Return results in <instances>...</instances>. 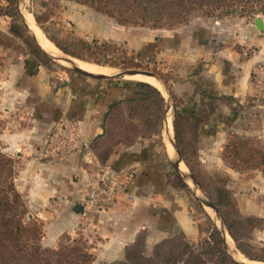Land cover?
Segmentation results:
<instances>
[{
	"label": "rangeland",
	"instance_id": "1",
	"mask_svg": "<svg viewBox=\"0 0 264 264\" xmlns=\"http://www.w3.org/2000/svg\"><path fill=\"white\" fill-rule=\"evenodd\" d=\"M16 2L18 4V0ZM7 7L8 3L0 0V117L4 121L0 144L4 152L14 159L17 171L25 158L37 152L41 158L60 157L65 155L71 144L81 149L88 148L89 156L104 164L123 146L136 143L145 145L146 142L152 141L159 160L165 166L167 185L184 191L189 200V215L196 225L197 237L191 240L181 231L175 230L157 243L147 246L146 233L142 231L136 239L133 251L151 257L163 241L166 243L161 250L165 251L180 241L197 243L206 237L212 223L219 226L216 214L203 200L207 199L215 205L225 229L227 230V227L222 215H225L229 222H235L234 231L243 249L256 257L255 261L264 264V223H260L263 224L262 227H257L259 222L253 218H264V30L258 34L254 25V19H264V13L218 16V11L208 14L196 9L181 22L162 20L155 25L152 22L145 25H121L113 17L73 0L19 1L18 11L22 24L24 25L21 11L23 16L27 11L33 18L34 14H37L41 18L44 31L35 18L34 20L45 36L48 35L64 47H71L77 38L113 45L99 54L104 61L97 63L90 58L81 59L64 53L54 43L61 57L55 58L56 56L44 53L26 26L25 30L20 29L23 36L13 35L10 25L14 12ZM202 20L209 24L213 21L221 23L217 25V28H221L220 33L224 34L221 45L229 42L239 61L253 59L250 77L253 91L250 94L242 98L203 94V91L198 89L203 87L198 81L188 86L185 82L175 81L176 76L173 78L171 74L175 71L177 77H181L178 72L181 69L202 71L203 65L201 67L199 62L186 64L184 67H170L164 63L165 59L156 56L153 50L145 47L132 49L125 42L106 37L122 31L121 26L129 29H153V33L155 31L159 35L168 29L180 28L189 23L195 22L197 25ZM26 56L40 66L42 77L31 80L27 78L26 82L16 83V69L20 65L18 61ZM63 58L106 68L110 71L108 73L113 75L127 68L152 71L165 83L169 91V94H166L164 90H158L164 97L165 106L161 105L152 88L136 84L143 82L141 80L125 75L104 78L86 76L75 72L71 64ZM35 81L45 84V93L39 94L41 90L39 92L34 87L27 90L22 88L24 83L36 86ZM149 85L156 87L151 83ZM80 87H92L108 94L107 108L102 115V133L91 140L84 137L79 122L65 110L75 90ZM78 92L77 95L81 97L83 88ZM57 100L59 102L56 103ZM175 112L178 114L176 136L173 126ZM166 113L170 117L167 123L164 122ZM169 126L177 155H170L167 151ZM16 136L19 138L16 139ZM23 139L34 144L30 153L24 154L21 150H15V145H24ZM18 153H21L24 159L18 156ZM251 155L253 158H250ZM176 157L183 161L186 173L194 177L196 184L190 179L185 180L175 168L174 162L178 161ZM245 157L250 158L248 163L243 162ZM92 172L90 179L96 181L94 167L91 168ZM225 190L231 194L237 214L225 205L217 206V199L221 192L222 195L225 194ZM20 193L25 201L27 217L35 216L43 223L37 211L29 208L24 193ZM52 198L51 203L54 205L57 197ZM52 205H48V208L54 213ZM55 205L59 207V204ZM246 217L253 219L244 220ZM227 234L232 241L231 248L227 245L233 253L230 252L231 257L235 256L242 261L251 260L236 247L228 230ZM62 235L58 237L57 243ZM68 235L74 239L83 237L78 230ZM85 241L87 245H92L86 239ZM42 244L45 247L56 246H49L44 242ZM115 261L94 260L92 264H112Z\"/></svg>",
	"mask_w": 264,
	"mask_h": 264
},
{
	"label": "crops",
	"instance_id": "2",
	"mask_svg": "<svg viewBox=\"0 0 264 264\" xmlns=\"http://www.w3.org/2000/svg\"><path fill=\"white\" fill-rule=\"evenodd\" d=\"M257 19L259 24L256 23ZM220 24L219 21L209 24L202 20L197 25L195 22L189 23L159 35L155 31L153 33V29L121 26L122 31L106 37L125 42L132 49L145 47L153 50L170 67H184L199 62L203 69L198 74L181 69L178 70L181 77H177L174 69L170 68L174 71L171 73L173 78L176 76L174 80L190 86L200 76L211 81L219 95L242 98L253 91L250 77L254 61L251 58L239 61L229 42L221 45L224 34L220 33V27L217 28ZM254 25L258 34H261L264 19L255 18ZM18 62L16 83L26 82L27 78L41 79L42 71L35 61L26 56ZM35 82L36 86L24 83L22 88L27 90L34 87L39 92L41 90L39 94L45 93V84L42 81ZM80 88L84 90L81 97L77 95ZM80 88L75 90L65 110L79 122L84 137L91 140L102 133V115L107 108L108 94L92 87ZM23 143L15 145V150L30 153L34 144L25 139ZM146 143L123 146L104 163L114 172L131 171L132 180L126 188L117 191L111 206L88 213H83V208L80 212L74 209L75 204L81 203L95 184L91 180V168L93 161H99L89 156L88 148L81 149L71 144L65 155L60 157L41 158L37 152L25 158L15 186L24 193L29 208H34L43 219L41 242L53 246L61 234H72L78 230L87 242L92 243L90 252L95 261L109 262L123 258L125 247L133 243L142 231L146 233L147 246L157 243L175 230L194 240L197 228L189 215V200L184 191L167 185L165 166L159 160L157 150L151 144L153 142ZM18 156L23 157L21 153ZM53 196L57 197L55 204H59V207L54 202L52 205ZM48 205H52L54 213Z\"/></svg>",
	"mask_w": 264,
	"mask_h": 264
},
{
	"label": "trees",
	"instance_id": "3",
	"mask_svg": "<svg viewBox=\"0 0 264 264\" xmlns=\"http://www.w3.org/2000/svg\"><path fill=\"white\" fill-rule=\"evenodd\" d=\"M5 1L14 12L10 32L17 37H21L23 34L20 29L25 30V25L20 20L17 2L16 0ZM73 1L87 4L101 13L113 17L121 25H145L148 22L155 25L162 20L181 22L185 20L191 11L196 9L203 10L208 14L218 11V16L264 13V0ZM34 18L42 28L41 18L37 14H34ZM42 30L44 31L43 28ZM48 38L64 53L81 59L90 58L97 63H103L104 61L99 57L101 56L99 54L113 47L109 43L98 44L86 41L83 38L74 40L71 47H64L54 39ZM197 81L203 86L198 88L200 92L203 91V94L221 96L215 91L213 83L208 79L199 76L193 83L196 84ZM148 83L143 81L136 84L152 88L161 105L165 106L164 97L159 92L160 90L151 87ZM177 116L178 114L175 112L173 120L175 136L177 135ZM3 127L4 121L0 117V132ZM235 150H237V147H235ZM248 158H243V162L248 163L253 156L251 155ZM17 174L14 159L4 152L0 144V264H92L95 258L90 252L91 246L87 245L82 236L74 239L65 233L55 247L43 246L41 242L43 223L35 216L27 217L25 201L15 186ZM223 192L225 194L222 195L221 192L217 199V206L225 205L237 214V208L231 194L226 190ZM222 216L236 247L249 259L257 260L256 257L247 253L240 244L237 233L234 231L235 222H229L225 215ZM253 218L259 222L256 226L262 227L263 224L260 223H264V218ZM253 218L246 217L244 220ZM136 241L125 247L122 260L115 261L112 264H239L227 252L225 241L214 223L211 224L208 235L197 243L184 240L162 251L161 247L166 243V241H163L157 246L159 250L157 249L151 257L133 251Z\"/></svg>",
	"mask_w": 264,
	"mask_h": 264
},
{
	"label": "built area",
	"instance_id": "4",
	"mask_svg": "<svg viewBox=\"0 0 264 264\" xmlns=\"http://www.w3.org/2000/svg\"><path fill=\"white\" fill-rule=\"evenodd\" d=\"M96 170L95 184L90 187L82 202L83 213L111 206L119 189H124L132 180L131 171H112L106 164L93 161Z\"/></svg>",
	"mask_w": 264,
	"mask_h": 264
},
{
	"label": "bare ground",
	"instance_id": "5",
	"mask_svg": "<svg viewBox=\"0 0 264 264\" xmlns=\"http://www.w3.org/2000/svg\"><path fill=\"white\" fill-rule=\"evenodd\" d=\"M24 19H25V22L27 23V26L29 27V29L32 31L33 34H35V37H36L37 42L39 43L40 47L45 52H47L48 54H50L52 56L61 57V54H60L58 48L52 43V41H50L45 36V34L43 33V31L38 27V25L35 22L32 14L29 13V12H27V11H25ZM72 62L74 64L80 66L81 68L87 70V71H91L92 73H95V72H104L103 74H110V73H108V72H110L108 69L103 68V67H100V66H97V65L88 64V63H85V62H82V61H78V60H73ZM130 78L149 82V83L153 84L154 86H156L161 91L164 90V92L166 93L164 86L154 76H149V75H145V74H136V75L130 76ZM168 116H169V114H168ZM168 118H170V117H168ZM166 142L168 144L167 151L169 152V154L170 155H172L173 153L176 154L175 147H174V144H173V140L171 138V127L170 126L168 127V130H167V141ZM176 155H173V157L176 156ZM177 159H178V166H179L180 171L181 172H184V173L187 172L186 171V166L183 163V161H181L180 158H177ZM171 160H173V159H171ZM224 238L226 240V244L231 248L230 243L232 241L230 240V237L228 236L227 233L224 234ZM243 261L246 264H261V262H258V261H255V260H246L245 259Z\"/></svg>",
	"mask_w": 264,
	"mask_h": 264
},
{
	"label": "water",
	"instance_id": "6",
	"mask_svg": "<svg viewBox=\"0 0 264 264\" xmlns=\"http://www.w3.org/2000/svg\"><path fill=\"white\" fill-rule=\"evenodd\" d=\"M19 1H20V0H18V4H17V8H18V10L20 9V7H19ZM20 15H21V17H22V20H23L24 25L26 26V28L28 29V31L31 33L32 38L34 39L35 43L38 45V47H39L44 53L48 54L47 52H45V51L40 47V45H39V43L37 42V39H36V37H35V34H33L32 31H31V30L29 29V27L27 26V23L25 22V19H24V16H23V12H22V11L20 12ZM256 23L259 24V20H258V19L256 20ZM48 55H50V54H48ZM50 56H52V55H50ZM52 57H54V56H52ZM55 58H57V57H55ZM63 60H65V61H67L68 63H70L72 69H73L75 72H78V73H80V74H83V75H86V76H90V77L104 78V77H112V76H114V75H115V76H123V75H125V76H132V75H136V74H145V75H149V76H154V77L157 78V79L161 82V84L164 86L165 91H166V94H169V91H168V89H167L165 83H164L160 78H158V77L155 75L154 72L149 71V70H142V69H138V68H127V69H124V70H122V71H120V72L114 74V75H113V74H103V73H92V72L87 71V70L81 68L80 66L74 64V63H73L72 61H70L69 59H65V58H63ZM164 122H165V123L168 122V115H167V113H166V116H165ZM174 166H175V168L180 172L181 176H182L185 180L190 179L192 183L196 184V181H195L194 177H193L191 174H187L186 172L184 173V172H181V171H180L179 166H178V161H177V160H176V162H174ZM203 200H204V202H205V203H206V204L212 209V211H214V213L216 214L217 219H218V221H219V226H218V227L216 226V227H217V229L219 230L220 235H221L222 238L224 239V234L227 233V230H226L225 227H224V224H223V222H222V219L220 218V216H219V214H218V211H217L215 205H214L211 201H209V200H207V199H206V200L203 199ZM74 209H75L76 211L80 212L81 209H82V204H81V203H76L75 206H74ZM224 241H225V240H224ZM225 245H226L227 252H228L229 255L231 256V253H232V252L228 249L226 242H225ZM230 252H231V253H230ZM232 254H233V253H232ZM232 257H233V256H232ZM233 258H235L236 261H237L238 263H240V264H246L244 261L240 260L239 258H236L235 256H234ZM235 259H234V260H235Z\"/></svg>",
	"mask_w": 264,
	"mask_h": 264
}]
</instances>
